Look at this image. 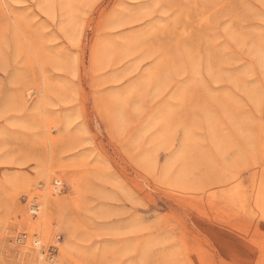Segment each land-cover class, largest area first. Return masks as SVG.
Returning <instances> with one entry per match:
<instances>
[{
  "label": "rangeland",
  "instance_id": "1",
  "mask_svg": "<svg viewBox=\"0 0 264 264\" xmlns=\"http://www.w3.org/2000/svg\"><path fill=\"white\" fill-rule=\"evenodd\" d=\"M0 264H264V0H0Z\"/></svg>",
  "mask_w": 264,
  "mask_h": 264
},
{
  "label": "bare ground",
  "instance_id": "2",
  "mask_svg": "<svg viewBox=\"0 0 264 264\" xmlns=\"http://www.w3.org/2000/svg\"><path fill=\"white\" fill-rule=\"evenodd\" d=\"M33 208H35V207H33ZM38 211V210H37ZM34 242H36V240H34Z\"/></svg>",
  "mask_w": 264,
  "mask_h": 264
}]
</instances>
